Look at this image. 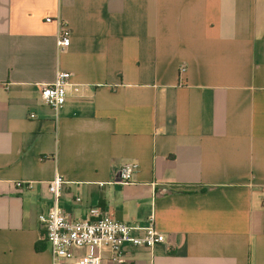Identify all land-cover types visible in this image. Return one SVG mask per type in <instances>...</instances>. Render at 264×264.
I'll return each mask as SVG.
<instances>
[{"label":"crops","instance_id":"0c3cea01","mask_svg":"<svg viewBox=\"0 0 264 264\" xmlns=\"http://www.w3.org/2000/svg\"><path fill=\"white\" fill-rule=\"evenodd\" d=\"M58 71L55 113L39 87ZM56 174L71 219L165 238L100 264H264V0H0V264H53Z\"/></svg>","mask_w":264,"mask_h":264},{"label":"built area","instance_id":"2783aa9c","mask_svg":"<svg viewBox=\"0 0 264 264\" xmlns=\"http://www.w3.org/2000/svg\"><path fill=\"white\" fill-rule=\"evenodd\" d=\"M50 22L51 19H46ZM70 31L66 25L60 24L57 34V48L64 50L70 41ZM183 71V69H181ZM70 74L56 72L54 80L39 87V98L42 105L58 113L64 106L69 86ZM138 164L128 162L119 169L116 181L127 184L133 180ZM64 178L56 174L47 181V191L51 205L45 214L39 215V223L45 229L46 241L49 245L53 264H100L101 251L107 248L113 258L119 259L124 245L132 247L152 248L165 241L164 236L157 232L150 222L147 227L131 226L118 221L100 207H89L83 219L73 220L65 214L59 205ZM32 182L16 181L15 186L30 189ZM80 203V199L76 198ZM82 251L76 255L75 251Z\"/></svg>","mask_w":264,"mask_h":264},{"label":"trees","instance_id":"16d2710c","mask_svg":"<svg viewBox=\"0 0 264 264\" xmlns=\"http://www.w3.org/2000/svg\"><path fill=\"white\" fill-rule=\"evenodd\" d=\"M36 247H37V249H39V244H37V246H36Z\"/></svg>","mask_w":264,"mask_h":264}]
</instances>
